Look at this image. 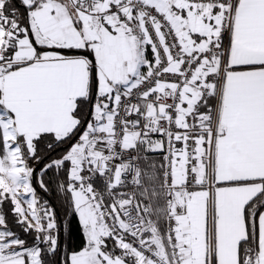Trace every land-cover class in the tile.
Wrapping results in <instances>:
<instances>
[{
  "label": "snow or ice",
  "instance_id": "obj_1",
  "mask_svg": "<svg viewBox=\"0 0 264 264\" xmlns=\"http://www.w3.org/2000/svg\"><path fill=\"white\" fill-rule=\"evenodd\" d=\"M0 264H264V0H0Z\"/></svg>",
  "mask_w": 264,
  "mask_h": 264
},
{
  "label": "trees",
  "instance_id": "obj_2",
  "mask_svg": "<svg viewBox=\"0 0 264 264\" xmlns=\"http://www.w3.org/2000/svg\"><path fill=\"white\" fill-rule=\"evenodd\" d=\"M37 191H38V195L41 197V198H44V193L43 192H41L39 189H37Z\"/></svg>",
  "mask_w": 264,
  "mask_h": 264
}]
</instances>
